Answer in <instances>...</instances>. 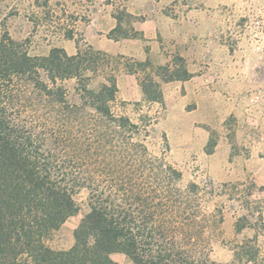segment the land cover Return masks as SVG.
<instances>
[{
	"label": "trees",
	"instance_id": "16d2710c",
	"mask_svg": "<svg viewBox=\"0 0 264 264\" xmlns=\"http://www.w3.org/2000/svg\"><path fill=\"white\" fill-rule=\"evenodd\" d=\"M107 60L92 45L33 55L0 35V264H121L114 253L131 264H264L254 240L230 262L209 257L222 215L197 183L177 185L181 172L149 153L139 123L114 114ZM189 76L164 65L140 84L147 101L162 103V83ZM83 205L72 246L52 248V233Z\"/></svg>",
	"mask_w": 264,
	"mask_h": 264
},
{
	"label": "rangeland",
	"instance_id": "374dc122",
	"mask_svg": "<svg viewBox=\"0 0 264 264\" xmlns=\"http://www.w3.org/2000/svg\"><path fill=\"white\" fill-rule=\"evenodd\" d=\"M105 4L122 18L115 36L127 33L137 18L125 12L127 5L156 4L171 17L181 6L191 11V20L199 9H210V25L202 27L205 32L191 57L174 55L166 64L190 74L187 86L166 88L162 103L128 102L117 93L110 105L115 115L141 125L137 138H143L151 155L181 172L179 187L197 183L207 209L222 215L207 251L211 259L230 262L234 248L248 240H254L264 258V0H0V35L8 31L25 41L33 55H47L54 47L74 53L77 46L91 45V21ZM174 26L187 35L183 24ZM106 53L107 67L116 76L132 69L141 81L164 66L150 63L144 68L120 53ZM85 211L83 205L52 233L48 244L54 249L72 246ZM238 221L246 225L240 231ZM112 258L131 264L123 253Z\"/></svg>",
	"mask_w": 264,
	"mask_h": 264
},
{
	"label": "crops",
	"instance_id": "0c3cea01",
	"mask_svg": "<svg viewBox=\"0 0 264 264\" xmlns=\"http://www.w3.org/2000/svg\"><path fill=\"white\" fill-rule=\"evenodd\" d=\"M102 7L95 19L91 21L93 23L91 26L95 29L94 32H90V44L106 52L120 53L133 61H149L155 66L169 64L174 55L186 59L190 58L194 45L199 43L211 20V11L206 7L199 9L196 19L191 20L193 18L191 11L188 10L189 13L186 9L182 11L181 6L177 7L176 14L171 17L167 11H163L156 4L149 7L127 5L125 12L137 18H134L133 22L129 24V31H127L126 36H115L110 33L119 24L117 12L110 4H105ZM208 11L209 13H207ZM174 24H183L187 28V35L181 36L182 31L179 29L176 32ZM120 25L122 26V23ZM176 33L181 39H176ZM207 33L210 34V31ZM171 63L170 65H172ZM188 79L163 83L164 99L166 100V88L178 89L187 86V82L193 78ZM117 85L118 95L122 100L128 102L146 101L140 84L139 72L126 70L121 72L117 75ZM200 102L197 101L196 103L198 107Z\"/></svg>",
	"mask_w": 264,
	"mask_h": 264
}]
</instances>
